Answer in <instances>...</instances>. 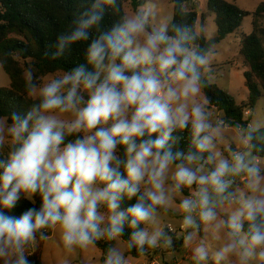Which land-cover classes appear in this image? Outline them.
I'll use <instances>...</instances> for the list:
<instances>
[{
    "label": "clouds",
    "instance_id": "1",
    "mask_svg": "<svg viewBox=\"0 0 264 264\" xmlns=\"http://www.w3.org/2000/svg\"><path fill=\"white\" fill-rule=\"evenodd\" d=\"M180 14L79 0L44 56L82 58L26 68V105L0 115V264H34L51 233L69 252L103 242L102 264L178 242L191 264H264V120L213 109L216 44Z\"/></svg>",
    "mask_w": 264,
    "mask_h": 264
},
{
    "label": "trees",
    "instance_id": "2",
    "mask_svg": "<svg viewBox=\"0 0 264 264\" xmlns=\"http://www.w3.org/2000/svg\"><path fill=\"white\" fill-rule=\"evenodd\" d=\"M173 1L178 21L181 19L180 5H183L184 18L188 22L198 26L202 17L200 20L203 23L204 15H199L194 0ZM78 3L79 0H0V63L11 79L8 87L0 84V115L26 105L24 73L27 67L33 68L36 75L41 76L65 70L82 58L80 48L74 49L62 61H52L44 56L46 46L54 42L56 36L70 24ZM207 8L215 14L218 34L212 39L205 36V39L216 45L240 29L245 17H253V31L245 35L240 44V53L247 68L244 77L248 98L238 102L217 84L208 83L205 89L212 107L223 110L232 123L246 125L251 122V115L246 118L245 112L254 108L264 97V2L254 11H246L227 0H207ZM28 206L27 201H22L15 214L18 215ZM98 247L103 251V242ZM179 247L178 242L176 248ZM128 254L139 256L132 251ZM30 259L34 264H42L39 254L32 253Z\"/></svg>",
    "mask_w": 264,
    "mask_h": 264
},
{
    "label": "rangeland",
    "instance_id": "3",
    "mask_svg": "<svg viewBox=\"0 0 264 264\" xmlns=\"http://www.w3.org/2000/svg\"><path fill=\"white\" fill-rule=\"evenodd\" d=\"M198 6L199 15L203 16L199 24L206 26V37L212 39L217 36V26L214 22L215 14L209 12L207 8V0H194ZM236 3L246 11H254L264 0H227ZM129 3L132 4L131 0ZM161 18L171 16L174 12L173 0H159ZM253 31V17L247 16L244 18L240 29L233 34L228 35L221 43L216 45V56L213 58L211 65V74L206 77L208 83L217 84L223 90L231 94L238 102H242L248 98V89L245 86L244 72L247 68L244 65V59L240 53V44L245 35L251 34ZM0 84L8 87L11 84L9 75L3 70L0 63ZM215 111L225 115L223 110L213 107ZM251 122L253 120H264V97L260 98L256 106L250 109ZM245 113L246 118L250 117ZM163 224L170 225L178 236L179 221L178 218L165 216L162 220ZM129 252V251H128ZM128 264H149L147 255L133 256L128 254ZM153 256L160 254V262L172 263L174 261L182 262V264H191V257L187 250L180 245L175 251L163 249L152 250ZM41 255L42 264H102L103 251L98 247L80 251L74 249L66 251L59 242L58 235L52 233L49 239L44 242H39L35 252Z\"/></svg>",
    "mask_w": 264,
    "mask_h": 264
},
{
    "label": "crops",
    "instance_id": "4",
    "mask_svg": "<svg viewBox=\"0 0 264 264\" xmlns=\"http://www.w3.org/2000/svg\"><path fill=\"white\" fill-rule=\"evenodd\" d=\"M146 255L148 257L149 264H156V263L161 264V262H160V254H158L156 256H153V252L152 251H148Z\"/></svg>",
    "mask_w": 264,
    "mask_h": 264
},
{
    "label": "built area",
    "instance_id": "5",
    "mask_svg": "<svg viewBox=\"0 0 264 264\" xmlns=\"http://www.w3.org/2000/svg\"><path fill=\"white\" fill-rule=\"evenodd\" d=\"M247 115H250V111H246L245 112ZM156 264H158V263H156ZM163 264H182V262H179V261H174V262H172V263H166V262H163Z\"/></svg>",
    "mask_w": 264,
    "mask_h": 264
}]
</instances>
